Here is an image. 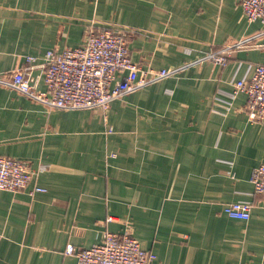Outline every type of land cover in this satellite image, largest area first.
<instances>
[{
  "label": "crops",
  "instance_id": "crops-1",
  "mask_svg": "<svg viewBox=\"0 0 264 264\" xmlns=\"http://www.w3.org/2000/svg\"><path fill=\"white\" fill-rule=\"evenodd\" d=\"M92 24L130 31L132 61L156 70L259 29L238 0H0V74L79 47ZM255 64L264 49L187 67L106 114L49 113L0 85V157L46 166L28 189L0 191V264H77L69 245L89 248L128 226L154 264H264V195L251 183L264 120L249 121L245 93L231 97ZM33 78L45 91L41 69ZM34 186L46 191L31 196ZM241 201L252 204L248 221L224 212Z\"/></svg>",
  "mask_w": 264,
  "mask_h": 264
},
{
  "label": "built area",
  "instance_id": "built-area-1",
  "mask_svg": "<svg viewBox=\"0 0 264 264\" xmlns=\"http://www.w3.org/2000/svg\"><path fill=\"white\" fill-rule=\"evenodd\" d=\"M238 1L248 24L258 23L259 29L251 35L244 34L228 41L182 66L156 70L148 65L145 68L131 59L130 31L92 24L87 27L79 47H67L61 52L50 50L40 63L37 57H25L18 67L0 74V85L41 104L49 113L53 110H91L106 114L114 101L161 80L176 77L187 67L204 63L225 67L236 51L264 49V0ZM36 68L42 70L45 91L39 90L38 80L33 78ZM233 85L231 97L241 92L247 96L244 111L249 121H263L264 64H255L249 77L237 80ZM44 169L46 166L35 169L28 161L0 157V191L26 190L38 172ZM251 183L255 195H264V163L253 170ZM45 191L34 186L29 194L33 196ZM251 209L250 202L242 201L224 206V212L230 218L245 221L250 219ZM65 254L75 256L77 264H154L157 259L153 252L142 248L133 236L131 226L121 235L105 230L101 241L89 248L69 245Z\"/></svg>",
  "mask_w": 264,
  "mask_h": 264
}]
</instances>
